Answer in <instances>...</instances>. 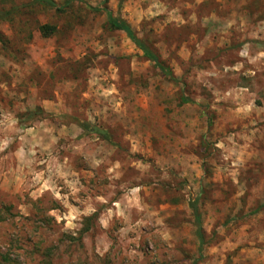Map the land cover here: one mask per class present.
Instances as JSON below:
<instances>
[{
	"label": "rangeland",
	"instance_id": "rangeland-1",
	"mask_svg": "<svg viewBox=\"0 0 264 264\" xmlns=\"http://www.w3.org/2000/svg\"><path fill=\"white\" fill-rule=\"evenodd\" d=\"M80 1L0 0V264H264V0Z\"/></svg>",
	"mask_w": 264,
	"mask_h": 264
},
{
	"label": "trees",
	"instance_id": "trees-1",
	"mask_svg": "<svg viewBox=\"0 0 264 264\" xmlns=\"http://www.w3.org/2000/svg\"><path fill=\"white\" fill-rule=\"evenodd\" d=\"M35 3H39L41 5H44L45 7L54 9L56 11H63L65 10L72 2H81L80 0H64L62 3H57L54 0H34ZM107 12V11H106ZM108 13V22L109 24L117 29L122 30L131 40L132 42L142 51L143 56L147 58L148 60L151 61L153 66L160 70L162 73H165L169 75L170 77L172 76V73L169 71V69L159 61L158 56L150 50L142 41H140L133 33L131 27L128 25V23L121 18L117 17H112L109 12ZM55 28L50 26V25H42L40 27V32L44 36L50 35L52 32H54ZM191 208H192V214L194 216L196 226H197V234L200 238V242H203V235L201 231V226H200V215L199 211L196 206V202L191 203ZM95 214H92L90 217L86 219V221L90 220V218H93ZM89 229L88 224L84 226V228L81 229V231L78 232V237L77 239L79 240L81 235H83L87 230Z\"/></svg>",
	"mask_w": 264,
	"mask_h": 264
}]
</instances>
